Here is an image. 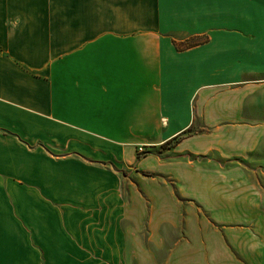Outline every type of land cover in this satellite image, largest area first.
Masks as SVG:
<instances>
[{"label":"crops","instance_id":"0c3cea01","mask_svg":"<svg viewBox=\"0 0 264 264\" xmlns=\"http://www.w3.org/2000/svg\"><path fill=\"white\" fill-rule=\"evenodd\" d=\"M262 94L264 0H0V264H264Z\"/></svg>","mask_w":264,"mask_h":264},{"label":"rangeland","instance_id":"374dc122","mask_svg":"<svg viewBox=\"0 0 264 264\" xmlns=\"http://www.w3.org/2000/svg\"><path fill=\"white\" fill-rule=\"evenodd\" d=\"M262 95H260L259 101L255 102V105H256V108L259 111H263V113H264V94H262ZM146 153H147V151L145 152V149H144V152H139V150H138V154L140 155L139 157H142ZM149 153H150V151L148 152V154ZM208 157H211L212 159L220 161V162H224L225 161V160L219 159L218 157L213 156L212 154H210ZM240 163H242L244 166L248 167L250 170L251 169H258V171H263V173H264V162H261V163H259L257 165L255 163L253 164V163H250V162H246V161L240 160ZM263 173L262 172H260V173L258 172L257 175H258V178L262 182L263 187H264V174ZM146 175H148L149 177L152 176V174H150V173H147ZM169 181H170V184L174 187V184H173L172 180H169ZM140 197H142L144 202H150V197L149 196L143 195V196H140Z\"/></svg>","mask_w":264,"mask_h":264},{"label":"trees","instance_id":"16d2710c","mask_svg":"<svg viewBox=\"0 0 264 264\" xmlns=\"http://www.w3.org/2000/svg\"><path fill=\"white\" fill-rule=\"evenodd\" d=\"M181 138H182V136H180V137H176V138H173V139L169 140L168 142H166L163 146L166 147V146H168V145H174V144L178 143V142L180 141ZM139 156H140V155L138 154V157H139Z\"/></svg>","mask_w":264,"mask_h":264},{"label":"built area","instance_id":"2783aa9c","mask_svg":"<svg viewBox=\"0 0 264 264\" xmlns=\"http://www.w3.org/2000/svg\"><path fill=\"white\" fill-rule=\"evenodd\" d=\"M138 150H139V152H144V148L143 147H140Z\"/></svg>","mask_w":264,"mask_h":264}]
</instances>
